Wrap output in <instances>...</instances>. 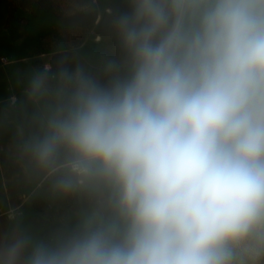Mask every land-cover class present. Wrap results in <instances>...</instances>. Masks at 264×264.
I'll list each match as a JSON object with an SVG mask.
<instances>
[{
	"label": "clouds",
	"instance_id": "9594fccd",
	"mask_svg": "<svg viewBox=\"0 0 264 264\" xmlns=\"http://www.w3.org/2000/svg\"><path fill=\"white\" fill-rule=\"evenodd\" d=\"M102 83L37 70L22 156L95 206L72 230L0 238V264H245L264 254V0H129ZM63 63V62H61ZM126 71L121 73V68Z\"/></svg>",
	"mask_w": 264,
	"mask_h": 264
},
{
	"label": "crops",
	"instance_id": "0c3cea01",
	"mask_svg": "<svg viewBox=\"0 0 264 264\" xmlns=\"http://www.w3.org/2000/svg\"><path fill=\"white\" fill-rule=\"evenodd\" d=\"M12 13L8 3L0 2V238L19 230L48 239L75 228L95 201L83 193H58L52 181L22 156L21 145L39 131L47 103L37 105L29 100V81L45 66H50L53 88L61 66H81L101 81V72H108V61L118 55L102 38L69 44L61 33L67 26L65 19L53 9L18 7ZM25 17L28 22L22 26ZM8 19L10 24L5 26ZM22 193L28 194L26 200L20 199Z\"/></svg>",
	"mask_w": 264,
	"mask_h": 264
},
{
	"label": "rangeland",
	"instance_id": "374dc122",
	"mask_svg": "<svg viewBox=\"0 0 264 264\" xmlns=\"http://www.w3.org/2000/svg\"><path fill=\"white\" fill-rule=\"evenodd\" d=\"M84 0H53L54 3V11L61 15L67 24L66 27H62V35L64 39L69 41V44L74 45L78 42H81L85 40L88 37H91L94 39H103V42L108 46V48H113L114 41L117 40L114 28H113V21L115 19V15L113 14V6L115 5L117 0H93L96 3V10H97V17L92 23L91 18L88 17L85 14L80 13L81 10L84 12L90 11L88 7L84 6L83 3ZM0 2H6L9 4V0H2ZM36 6H39L36 2H33L31 5H28L25 9L27 11H32ZM42 8V7H40ZM45 10V8H42ZM111 10V11H110ZM14 14L11 11V15ZM100 14V16H99ZM103 20V24L100 26V29H98V22L99 20ZM10 20H7V23L5 26H9ZM28 18L25 17L24 19H21L20 24L24 26L27 24ZM98 30L103 33V35L98 34ZM98 34V36L96 35ZM102 36V37H101ZM102 42V40H99ZM118 41V40H117ZM116 51V50H115ZM116 55H118V58L113 59L117 62L123 63L122 60L124 56L116 51ZM54 58H57V55L54 56ZM59 61V59H57ZM126 71L124 67L121 68V73L123 74ZM112 75H115V73H110L106 71L101 72V82L105 83L108 79L111 78ZM86 198H90V196L86 193H83ZM242 256L244 257L245 264H264V254L260 256L258 260H251L248 258L247 253H242Z\"/></svg>",
	"mask_w": 264,
	"mask_h": 264
},
{
	"label": "trees",
	"instance_id": "16d2710c",
	"mask_svg": "<svg viewBox=\"0 0 264 264\" xmlns=\"http://www.w3.org/2000/svg\"><path fill=\"white\" fill-rule=\"evenodd\" d=\"M33 2H36L42 8L49 9V10L54 9L53 0H9L11 11H14L18 7L26 8L28 7V5H31ZM82 4L91 10L87 12H84L83 10H81L80 13L85 14L88 17H90L92 23H94L97 17V13H98L96 10V3L93 0H84ZM128 9H129V0H117L115 5L113 6V14L116 16L117 13L121 11H126ZM102 24H103V20L100 19L98 22V29H100V26ZM98 33L100 35H103V33H101V31L99 30H98ZM113 48L124 56V53L122 52V49L120 48L119 42L117 40L114 41Z\"/></svg>",
	"mask_w": 264,
	"mask_h": 264
},
{
	"label": "built area",
	"instance_id": "2783aa9c",
	"mask_svg": "<svg viewBox=\"0 0 264 264\" xmlns=\"http://www.w3.org/2000/svg\"><path fill=\"white\" fill-rule=\"evenodd\" d=\"M28 197V194L27 193H22L21 196H20V199L21 200H26Z\"/></svg>",
	"mask_w": 264,
	"mask_h": 264
}]
</instances>
